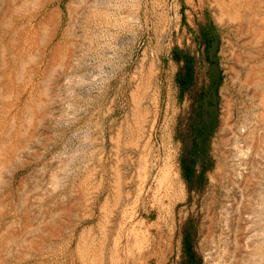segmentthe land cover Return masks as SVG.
<instances>
[{
  "label": "rangeland",
  "instance_id": "rangeland-1",
  "mask_svg": "<svg viewBox=\"0 0 264 264\" xmlns=\"http://www.w3.org/2000/svg\"><path fill=\"white\" fill-rule=\"evenodd\" d=\"M0 264H264V0H0Z\"/></svg>",
  "mask_w": 264,
  "mask_h": 264
}]
</instances>
